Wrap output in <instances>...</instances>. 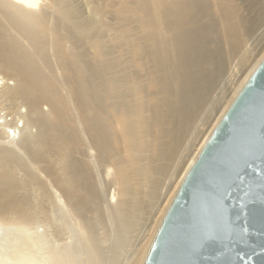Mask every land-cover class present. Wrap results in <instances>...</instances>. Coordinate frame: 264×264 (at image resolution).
Segmentation results:
<instances>
[{
    "label": "bare ground",
    "instance_id": "6f19581e",
    "mask_svg": "<svg viewBox=\"0 0 264 264\" xmlns=\"http://www.w3.org/2000/svg\"><path fill=\"white\" fill-rule=\"evenodd\" d=\"M44 1L0 0V235L21 236L2 264H116L105 234L127 231L133 208L153 200L154 162L173 161L194 127L220 55L229 67L249 52L127 261L142 264L187 171L264 58V36L249 51L264 29V0H87V16L72 0ZM107 13L120 20L111 39L97 22ZM108 186L117 191L110 207Z\"/></svg>",
    "mask_w": 264,
    "mask_h": 264
},
{
    "label": "water",
    "instance_id": "95a60500",
    "mask_svg": "<svg viewBox=\"0 0 264 264\" xmlns=\"http://www.w3.org/2000/svg\"><path fill=\"white\" fill-rule=\"evenodd\" d=\"M264 58L248 77L197 155L178 187L142 264H264ZM242 169L243 195L237 188L230 201V235L209 237L193 252L200 229L193 215L194 199L209 182ZM236 187V185H233Z\"/></svg>",
    "mask_w": 264,
    "mask_h": 264
},
{
    "label": "rangeland",
    "instance_id": "374dc122",
    "mask_svg": "<svg viewBox=\"0 0 264 264\" xmlns=\"http://www.w3.org/2000/svg\"><path fill=\"white\" fill-rule=\"evenodd\" d=\"M123 1L128 5L132 4L133 2V0H122V2ZM202 1L206 3L207 6L209 5V7L214 2V0H202ZM44 2L46 5H48L47 0H45ZM243 2L246 3V0H237V3L240 4L241 7L245 5ZM72 3L79 10L82 16H87L89 14V8H88L89 4L87 0H72ZM243 14L245 15L246 12H244ZM132 19L133 21H135V16H132ZM97 22H98L100 33L101 35H104L106 37L105 39H111L116 32L115 31L116 27L119 26L120 24V20L117 17H114L112 14H109V13L98 15ZM132 27L136 31L137 27H136L135 22L132 23ZM258 35L256 36L257 39L253 41L254 44H252L251 47L249 48V51L250 50L253 51L256 44H259L262 37L264 36V29L260 31ZM208 41H210V43H216L218 40L215 35H212ZM248 54L246 53L243 56H240L241 59L240 57L237 58V62L235 61L236 64L233 63L229 67L227 63L224 61L225 60L224 56L220 55L219 61L220 63H222L221 65L222 69L220 72V76L217 80L216 86L214 87L212 93L207 98L205 102V106H203L202 110L200 111L198 119L195 121L193 125L194 127H192V129H190L189 132H187V134L185 135V138L182 142L183 144H181L182 146H180V148L178 149L179 152L177 151L176 155H174V157L172 158L173 161L168 160V158L165 155H163L154 162L155 167H154V173H153L152 178H153L155 185L157 184V186L154 185L156 188V194H157V195L155 194L154 197L155 198L157 196H160V197H157L158 200H155L154 197H153V200L152 199L148 200V198H146L147 202L145 200L146 203L144 204H147V205L137 204V206L133 208V210L131 211L127 219V221L130 222V228L127 231L125 230L124 233L119 234L117 232H114L113 229L111 230L110 228L108 232L105 234L106 236L104 240H106V242L104 244V251L107 254H109L111 248L112 249L116 248L117 250L116 252L118 254V259L116 261V264H128L127 261H129V259L134 255L135 251L140 247V245H142V241L144 240L145 235L147 234V231L149 230V227L152 224V220H153L152 216L154 214L153 212L156 209L154 207H158L161 201H163L164 199L163 194L166 191L167 185L170 184V179L172 178L171 174H172L173 169L176 167L177 164H179L178 165V168H179L180 165L183 163V161L186 158L184 156L186 155L187 149L190 147L191 142L195 138L196 136L195 134H197L196 132L199 131V129H203L206 127V123L211 118L210 116L214 115V112L217 106L221 103L222 98H224V96L225 97L227 96L226 94L231 84V80L234 77V73L237 71V69L241 68L245 58L247 57L245 55H248ZM139 80L141 81V76H139ZM0 122H2V119H0ZM20 125L21 123L18 124V126ZM161 142L163 144L161 146L162 152H163V149L169 143V138L162 137ZM167 165H168L167 169L171 170V172L169 171V173L167 172L161 173L163 167ZM141 183H143V181H141ZM105 192H106L105 193V206L110 207L114 205L115 202L117 201V191L114 186H108ZM143 196L144 195L141 194V191L140 192L137 191L132 196V199L140 200L143 198ZM149 201H152L151 202L152 204ZM85 218L92 220V217L89 215V213L85 214ZM35 231L38 234L43 233L44 226L42 225L37 226ZM4 236H6L7 238ZM17 237H21V236L10 234V233L0 235V264H2V262L8 261V259L10 260V262L12 261V259L10 258V255L8 254V251H10V247L14 246L18 242Z\"/></svg>",
    "mask_w": 264,
    "mask_h": 264
},
{
    "label": "snow or ice",
    "instance_id": "6c2138e0",
    "mask_svg": "<svg viewBox=\"0 0 264 264\" xmlns=\"http://www.w3.org/2000/svg\"><path fill=\"white\" fill-rule=\"evenodd\" d=\"M260 119L264 122V109L261 110ZM261 146L264 147V140L261 141ZM244 179L242 169L236 168L219 175L209 182L208 188L197 194L194 199L193 215L200 229L193 237V252H198L205 241L213 235L231 234L230 201L233 199V193L238 187L242 189L243 195L239 202L242 214L245 207L244 198L250 195V188L243 185Z\"/></svg>",
    "mask_w": 264,
    "mask_h": 264
}]
</instances>
